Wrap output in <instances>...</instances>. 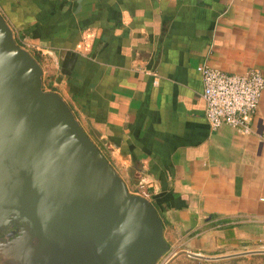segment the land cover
I'll list each match as a JSON object with an SVG mask.
<instances>
[{
  "label": "crops",
  "instance_id": "0c3cea01",
  "mask_svg": "<svg viewBox=\"0 0 264 264\" xmlns=\"http://www.w3.org/2000/svg\"><path fill=\"white\" fill-rule=\"evenodd\" d=\"M0 13L172 249L264 251V91L250 135L212 131L197 72L264 78V0H0Z\"/></svg>",
  "mask_w": 264,
  "mask_h": 264
},
{
  "label": "water",
  "instance_id": "95a60500",
  "mask_svg": "<svg viewBox=\"0 0 264 264\" xmlns=\"http://www.w3.org/2000/svg\"><path fill=\"white\" fill-rule=\"evenodd\" d=\"M1 246L19 264H158L172 251L152 202L126 183L0 13ZM13 234L8 235L11 237ZM191 259L218 262L264 251Z\"/></svg>",
  "mask_w": 264,
  "mask_h": 264
},
{
  "label": "built area",
  "instance_id": "2783aa9c",
  "mask_svg": "<svg viewBox=\"0 0 264 264\" xmlns=\"http://www.w3.org/2000/svg\"><path fill=\"white\" fill-rule=\"evenodd\" d=\"M197 72L203 88L204 117L210 130L227 126L239 135H250L251 122L264 91L260 73L254 70L247 76H229L207 63L201 64ZM262 142L264 145V138Z\"/></svg>",
  "mask_w": 264,
  "mask_h": 264
},
{
  "label": "rangeland",
  "instance_id": "374dc122",
  "mask_svg": "<svg viewBox=\"0 0 264 264\" xmlns=\"http://www.w3.org/2000/svg\"><path fill=\"white\" fill-rule=\"evenodd\" d=\"M23 47L24 49L28 51L32 50L29 47H26V46H23ZM40 58H42V63H43V66H42L43 86H44V89L46 88V91H51V90H48L46 79H47V76H51V73L53 71L52 70L53 66L49 62H47V58L45 56H40ZM45 58L46 60H44ZM44 77L46 78L45 80H44ZM136 195H140V194H136ZM180 253L181 252L179 249H176V248L172 249V251H170L169 253L165 254L162 257V259L158 262V264H263L262 262H260V260L257 257L248 258L250 256L233 258V259H228V260H223V261H218V262H208V261L191 259ZM221 256H228V255H221Z\"/></svg>",
  "mask_w": 264,
  "mask_h": 264
},
{
  "label": "flooded vegetation",
  "instance_id": "af4514ba",
  "mask_svg": "<svg viewBox=\"0 0 264 264\" xmlns=\"http://www.w3.org/2000/svg\"><path fill=\"white\" fill-rule=\"evenodd\" d=\"M20 225L5 227V220L0 222V264H19L11 260H7L5 252H2L1 246L5 245V242L12 241L19 232ZM13 234L11 237L8 235Z\"/></svg>",
  "mask_w": 264,
  "mask_h": 264
},
{
  "label": "trees",
  "instance_id": "16d2710c",
  "mask_svg": "<svg viewBox=\"0 0 264 264\" xmlns=\"http://www.w3.org/2000/svg\"><path fill=\"white\" fill-rule=\"evenodd\" d=\"M17 44L21 47H23V45L21 43H19L17 41V39L15 38ZM31 53V55L36 59V61L40 64V66L42 67L43 66V63H42V58H40V55L34 51H29ZM46 90V88H45ZM48 90H51L50 88H48ZM153 204V203H152ZM154 206V205H153ZM155 207V206H154ZM156 209V208H155ZM157 211V210H156ZM159 214V213H158ZM160 215V214H159ZM192 261V260H191Z\"/></svg>",
  "mask_w": 264,
  "mask_h": 264
}]
</instances>
